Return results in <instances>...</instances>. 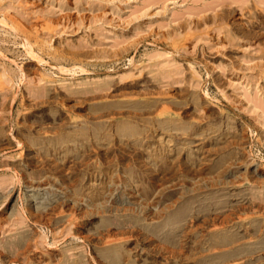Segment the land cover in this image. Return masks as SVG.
Returning a JSON list of instances; mask_svg holds the SVG:
<instances>
[{
    "label": "rangeland",
    "instance_id": "obj_1",
    "mask_svg": "<svg viewBox=\"0 0 264 264\" xmlns=\"http://www.w3.org/2000/svg\"><path fill=\"white\" fill-rule=\"evenodd\" d=\"M0 264H264V0H0Z\"/></svg>",
    "mask_w": 264,
    "mask_h": 264
}]
</instances>
